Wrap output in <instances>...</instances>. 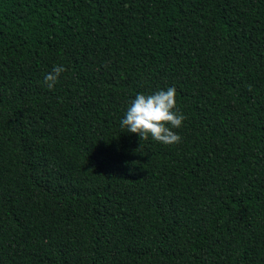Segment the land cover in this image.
<instances>
[{
  "label": "trees",
  "instance_id": "16d2710c",
  "mask_svg": "<svg viewBox=\"0 0 264 264\" xmlns=\"http://www.w3.org/2000/svg\"><path fill=\"white\" fill-rule=\"evenodd\" d=\"M0 264H264V0H0Z\"/></svg>",
  "mask_w": 264,
  "mask_h": 264
},
{
  "label": "clouds",
  "instance_id": "9594fccd",
  "mask_svg": "<svg viewBox=\"0 0 264 264\" xmlns=\"http://www.w3.org/2000/svg\"><path fill=\"white\" fill-rule=\"evenodd\" d=\"M65 71L63 66H54L52 71L45 75L44 83L49 89L54 88ZM176 97L175 87L157 90L153 94H136L120 126L126 128L128 133L137 134L140 141L148 140L151 136L153 140L165 145L179 143L181 136L173 129L182 127L187 117L179 110Z\"/></svg>",
  "mask_w": 264,
  "mask_h": 264
}]
</instances>
